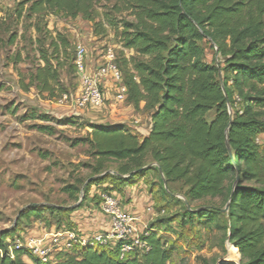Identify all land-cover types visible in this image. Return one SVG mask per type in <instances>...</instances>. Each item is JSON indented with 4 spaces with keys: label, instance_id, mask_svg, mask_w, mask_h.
<instances>
[{
    "label": "trees",
    "instance_id": "1",
    "mask_svg": "<svg viewBox=\"0 0 264 264\" xmlns=\"http://www.w3.org/2000/svg\"><path fill=\"white\" fill-rule=\"evenodd\" d=\"M99 1L26 3H31L32 14L58 12L97 26ZM123 1L136 18V23L126 24V47L137 55L130 61L133 74L127 81L123 75L126 102L136 110L143 105L142 110L150 113L151 130L140 137L121 125L95 126L91 146L99 158L97 171L104 163H119L117 176L128 185L132 178L157 171L163 188L180 186L188 202L223 197L226 206L230 200L224 215L232 260L240 256V262L224 264H264V143L259 139L264 134V0ZM201 40L216 48L213 64L204 61ZM42 59L45 66L31 82L40 86V92L52 94L55 72L48 56ZM153 163L157 167H150ZM124 175L130 177L124 180ZM78 191L74 186L64 189L71 196ZM42 209L29 208L20 217L40 219ZM192 214L213 224L220 212L203 208ZM8 234L0 232V264H29L25 257L42 264L27 248L11 250ZM142 239L149 252L125 260H120L116 243L113 248L74 247L64 259L49 264H169L172 250L159 237L151 233ZM201 262L212 264L207 259Z\"/></svg>",
    "mask_w": 264,
    "mask_h": 264
},
{
    "label": "rangeland",
    "instance_id": "2",
    "mask_svg": "<svg viewBox=\"0 0 264 264\" xmlns=\"http://www.w3.org/2000/svg\"><path fill=\"white\" fill-rule=\"evenodd\" d=\"M30 6L26 0H0V232H9L10 246L20 244L35 256L32 240L44 239L47 244L67 231L90 240L106 235L110 218L101 206L104 197H111L131 213L134 234L143 238L153 233L172 250L169 264H202L201 259L212 264L239 263L240 256L232 260L223 197L188 202L180 186L163 188L157 171L145 181L132 178L128 185L117 176L120 164L115 162L104 163L103 170L97 171L93 128L121 125L130 131V123L138 120L145 129L149 112L116 97L97 109H79L62 100L80 86L74 63L79 44L87 50L90 67L97 66L106 46H114L126 81L133 74L130 61L137 55L126 47L125 38L126 24L136 23V18L129 6L123 0H100L95 6L97 26L58 12L32 14ZM59 36L66 41L62 43ZM199 44L204 61L213 64L216 48L207 40ZM44 56L55 72L52 94L40 92V86L31 82L38 68L45 66ZM213 117L214 113L208 119ZM41 126L48 130L41 131ZM259 139L264 143V134ZM70 186L79 189L76 195L64 192ZM128 187H134L136 194ZM132 196L139 197L133 206ZM32 207L43 208L41 218L21 219L20 214ZM203 208L220 212L213 224L192 214ZM115 244L111 239L107 245L93 247ZM65 252L58 251L57 258L64 259Z\"/></svg>",
    "mask_w": 264,
    "mask_h": 264
},
{
    "label": "built area",
    "instance_id": "3",
    "mask_svg": "<svg viewBox=\"0 0 264 264\" xmlns=\"http://www.w3.org/2000/svg\"><path fill=\"white\" fill-rule=\"evenodd\" d=\"M118 59L116 48L108 45L102 50L97 66L90 67L87 61V50L79 44L76 49L75 66L80 86L72 97L65 94L62 100L72 102L73 106L79 109H97L102 107L106 100V84L113 83L118 89L117 100L125 101L127 88L124 85V77L118 65ZM102 213L110 218V229L106 235L96 236L94 240H90L80 238L72 231H67L54 235L47 244L44 239L32 240L30 249L42 264L55 263L60 250L70 251L76 245L80 247L94 246L95 244L107 245L111 239L120 243V260H125L134 253L149 252L148 243L142 237L134 234L132 223L134 219L130 213L123 210L118 200L104 197ZM18 248L24 247L19 244L10 249Z\"/></svg>",
    "mask_w": 264,
    "mask_h": 264
},
{
    "label": "crops",
    "instance_id": "4",
    "mask_svg": "<svg viewBox=\"0 0 264 264\" xmlns=\"http://www.w3.org/2000/svg\"><path fill=\"white\" fill-rule=\"evenodd\" d=\"M117 94H118V89H117V86L116 85H114L113 83H107L106 84V96H107V99L108 98H110V99H112V98H114V97H116V99H117ZM110 101V100H109ZM112 101V100H111ZM130 105V104H129ZM143 108V105L141 106V109ZM140 114V113H139ZM139 114H138V116H139ZM137 122H138V120L137 121H135L134 123H130V125H131V128H132V130H130L131 131V133H133V134H138V135H141V136H143V137H147L148 135H149V133H150V130H151V119H150V124H148V126H146V128L144 129V127H142L141 125L139 126L138 124H137ZM148 127V128H147ZM150 167H157V165L155 164V163H153V164H151L150 165ZM151 173H153V171H149L148 173H146V175H145V177H142L141 178V181H145V178L148 176V175H151ZM157 180H154V182H156ZM128 191L130 192V193H134V194H136V192H135V190H134V187H128ZM133 195V194H132ZM139 200V197L137 198L136 196L135 197H133L132 196V200H131V206H133V203H135V201L136 200ZM102 206H103V203H102ZM102 206H101V209H102ZM128 212V211H127ZM128 213H130V212H128ZM131 214V213H130ZM107 229H106V231H109V229H110V223L108 222L107 223ZM107 233V232H106ZM27 260H26V259ZM24 259H25V262H27V263H29V264H32V262L27 258V257H25Z\"/></svg>",
    "mask_w": 264,
    "mask_h": 264
},
{
    "label": "water",
    "instance_id": "5",
    "mask_svg": "<svg viewBox=\"0 0 264 264\" xmlns=\"http://www.w3.org/2000/svg\"><path fill=\"white\" fill-rule=\"evenodd\" d=\"M230 112V115L232 116V111L231 109L229 110ZM226 145H227V149H228V152H229V155L232 157V150H231V147H230V143H229V140H228V133L226 134ZM157 165V164H156ZM238 181V177H236V180H235V183H234V186L236 185ZM229 205H230V200L228 202V204L226 205L225 209L223 210V212L227 213L228 210H229ZM231 246V245H230ZM225 262H220L219 264H224Z\"/></svg>",
    "mask_w": 264,
    "mask_h": 264
}]
</instances>
